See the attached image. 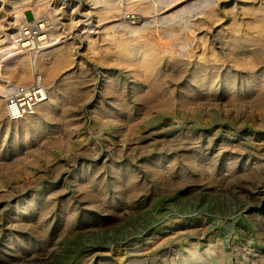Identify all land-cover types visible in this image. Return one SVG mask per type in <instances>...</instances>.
<instances>
[{"label": "rangeland", "instance_id": "1", "mask_svg": "<svg viewBox=\"0 0 264 264\" xmlns=\"http://www.w3.org/2000/svg\"><path fill=\"white\" fill-rule=\"evenodd\" d=\"M57 1L59 38L73 32L76 45L53 78L81 81L83 93L79 100L62 92L68 110L29 127L26 143L20 123L0 125V264H264V240L256 235L264 236V221L259 227L254 217L264 209L254 201L264 191L257 185L264 182V82L240 81L258 66L264 72V33L253 46L260 51L255 62L233 66L235 86L224 81V67L213 89L181 98L182 82L171 96L160 87L137 98L126 77L127 99H118L126 110L116 123L103 124L92 109L107 74L121 68L77 37L84 4ZM217 4L221 14L209 35H247L245 4ZM25 17L31 20V13ZM231 157L245 171L224 183L214 180ZM112 164L120 171L116 178ZM81 166L105 174L89 178L87 195L69 186Z\"/></svg>", "mask_w": 264, "mask_h": 264}, {"label": "bare ground", "instance_id": "2", "mask_svg": "<svg viewBox=\"0 0 264 264\" xmlns=\"http://www.w3.org/2000/svg\"><path fill=\"white\" fill-rule=\"evenodd\" d=\"M63 1L62 3H67L71 8L84 4L83 11L79 12L81 27L77 30L79 32L77 37L83 41V47L89 50L100 48V59L121 68L114 77L108 73V79L104 78L102 93L97 101L99 104L96 106L97 109L96 107L94 110L92 109L95 114L103 115L105 118L103 124L116 123L120 120L121 113L126 110L124 105L120 104L122 101L120 100V103L118 101L119 97L123 100L127 99V94L124 91L127 86L126 77L129 79L130 96L137 98L146 97L149 94L153 96L152 92L158 91L160 87H164L166 93L168 92L171 96L173 88L183 82L179 94L181 98H184L187 91L198 94L196 92L199 90L213 89L217 82L216 79L219 77V68H226L223 79L231 81L234 85L237 77L233 66L250 64L255 57L260 55L259 47L253 48V46L264 33V0L263 4L257 7L246 6L248 0H239L241 5L245 4L241 13L247 18L246 26L243 29L247 35L234 36L226 40L220 34L209 35L211 24L218 21L221 14L217 4L218 0ZM0 2L4 6L3 12L15 16V18L22 16L24 11L30 9L35 17L43 15L48 20L58 22L59 3L57 0H0ZM231 13H234V8L231 9ZM103 20L104 22H101ZM252 32H255L256 37H249ZM47 42L45 47L33 56L14 58L4 67L1 75L8 82L24 84L30 81L33 72L36 71L47 87V99L37 107L33 114L18 121L9 122L5 117L1 95L4 85L0 83V125L3 124L7 127L10 123H14V125L18 123L17 126H19L20 123L23 134L21 139H24L25 143L29 137V127L39 126L43 120L51 119L58 109L62 112L68 110V107L62 105L65 96H61L62 92L72 91L79 96L77 99L82 97L83 93L81 81H63V78L59 80L60 83H57L58 78H53L72 59L73 49L76 45V37L73 36V32H69L65 39L59 38L57 41L49 39ZM259 68L261 67L258 66V69H254L242 78L241 83H254L256 79L264 82V72H258ZM248 85L245 84V86ZM56 86H59L60 89H57ZM244 99L246 98L244 97ZM106 100H109V104H105ZM206 104L211 105L209 102ZM74 108L72 111L76 112L77 106ZM111 166L110 175L116 178L120 172H118V165L112 164ZM244 166L245 164L237 166V159L231 157L224 168L222 164L221 170L214 180L222 183L227 182L238 176L239 172L245 171ZM210 167L211 165L208 164L206 169H210ZM255 167L259 168L258 165ZM74 176L75 178L69 181V186L72 185L76 192L87 195L89 178L103 177L105 174L97 169L94 170L91 166H81L76 170ZM252 178L254 177L252 176ZM65 180L68 182L67 177ZM257 185L264 188L262 180L257 181ZM254 198L256 203L264 207V191L258 192ZM254 217H256L255 224L260 227L264 221V209L262 214H257ZM9 222L11 221L9 220ZM18 222L21 221L18 220ZM256 235L259 241L264 240V236H261L262 233L256 231ZM215 257H218L222 262L218 254H215Z\"/></svg>", "mask_w": 264, "mask_h": 264}, {"label": "built area", "instance_id": "3", "mask_svg": "<svg viewBox=\"0 0 264 264\" xmlns=\"http://www.w3.org/2000/svg\"><path fill=\"white\" fill-rule=\"evenodd\" d=\"M3 10L0 2V83L4 85L1 95L6 119L15 122L33 114L47 99V87L36 71L28 83L8 82L1 76L4 67L16 57L33 56L40 52L47 40L57 41L60 33L57 22L43 15L35 17L31 10L24 11L22 16L16 18ZM26 12L31 13V20L26 19Z\"/></svg>", "mask_w": 264, "mask_h": 264}]
</instances>
